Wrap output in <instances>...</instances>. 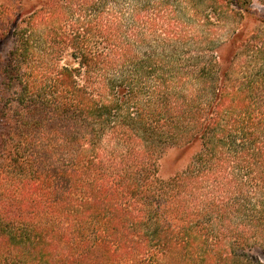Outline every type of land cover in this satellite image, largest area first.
Here are the masks:
<instances>
[{
    "label": "trees",
    "instance_id": "obj_1",
    "mask_svg": "<svg viewBox=\"0 0 264 264\" xmlns=\"http://www.w3.org/2000/svg\"><path fill=\"white\" fill-rule=\"evenodd\" d=\"M7 35L0 264H264V0H55Z\"/></svg>",
    "mask_w": 264,
    "mask_h": 264
},
{
    "label": "rangeland",
    "instance_id": "obj_2",
    "mask_svg": "<svg viewBox=\"0 0 264 264\" xmlns=\"http://www.w3.org/2000/svg\"><path fill=\"white\" fill-rule=\"evenodd\" d=\"M55 0H0V13L7 12V17L3 22L0 20L1 32L4 34L0 37V61L5 54L13 47V40L7 35V27L10 28L11 20L15 19L20 13H27L34 9L40 11L47 8ZM28 15V14H26ZM25 15V16H26ZM11 18V20L9 19ZM10 20V22H9ZM2 23V24H1ZM6 29V30H5ZM223 50V49H222ZM227 51V50H226ZM225 52V51H224ZM223 52V53H224ZM0 89H1V77H0ZM189 150L188 148L169 147L165 149V152L160 161V175L168 177L174 172L184 168L187 164L190 156V152L181 156L183 151ZM182 157L180 160H177Z\"/></svg>",
    "mask_w": 264,
    "mask_h": 264
}]
</instances>
